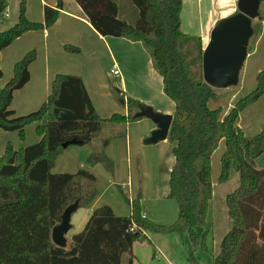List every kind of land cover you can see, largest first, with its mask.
Wrapping results in <instances>:
<instances>
[{
	"label": "trees",
	"instance_id": "obj_1",
	"mask_svg": "<svg viewBox=\"0 0 264 264\" xmlns=\"http://www.w3.org/2000/svg\"><path fill=\"white\" fill-rule=\"evenodd\" d=\"M25 1L21 2L16 25L6 31L0 29V54L24 34L53 26L62 9L61 3L55 8L45 6L44 22H32L26 16ZM75 1L99 34L141 42L151 52L165 94L175 104L168 137L173 144L174 165L167 198L176 202L178 216L171 225L150 223L138 202L126 199L130 216H118L110 206L103 205L72 237L68 249L53 243L52 229L61 222L64 210L77 200L80 208H87L98 194L96 177L87 170L75 174L53 172L58 157L66 150L63 145L72 141L75 144L69 147L88 144L104 121L127 123L136 119L137 115H132L135 108L142 111L147 106L119 93L129 115L115 113L102 119L82 78L57 74L52 93L42 107L18 116L11 106L14 93L30 81L29 68L37 58L31 51L15 64L14 76L3 88L0 62V129L17 132L26 139L25 128L36 124L39 138L19 150L9 145L0 156V264H124V255L136 242L146 239V232L187 236L195 248L209 253L207 241L213 231L207 219L213 198L212 155L221 142L225 152L219 180L225 183L237 173L240 185L226 198L232 228L211 264H264V168L256 163L264 153V130L247 138L238 125L241 113L264 93V71L258 76L256 90L223 116L221 108L209 106L217 93L203 79L202 38L181 30L183 0H130L137 11L131 20L121 18L123 0ZM8 5V0H0V18ZM89 161L113 170L103 152L91 155ZM126 264H133V259L130 257ZM189 264H198L193 255Z\"/></svg>",
	"mask_w": 264,
	"mask_h": 264
},
{
	"label": "crops",
	"instance_id": "obj_2",
	"mask_svg": "<svg viewBox=\"0 0 264 264\" xmlns=\"http://www.w3.org/2000/svg\"><path fill=\"white\" fill-rule=\"evenodd\" d=\"M8 2V9L3 18H5V22L9 23V21H13V19H17V17L19 19L20 4L22 0H8ZM58 3L62 4V9L60 10L58 19L53 26L40 31H33L24 34L0 54V62L5 55L6 60H11L13 61V64H16L29 52H37V58L29 68L30 81L24 88L14 93V103L13 106H11L12 109L15 108L16 98L18 103L23 105L21 110L29 107H36V105L46 97V84L50 81L51 77L55 78L57 74H73L82 78L96 112L101 113L102 115L107 114L108 111H115L117 113L119 109L115 107L116 105L111 99V95L106 90L104 80L102 76H100L103 66V68L111 70L110 73L112 77L118 79V84L121 89L119 90V93L123 94L126 99L136 100L141 105L150 108L152 107L155 112L161 114H174L175 104L166 96L162 76L155 70L153 59L143 43L134 42L125 38L103 36L99 34L90 23L83 9L75 0H26V16L32 22L43 23L44 7L49 6L55 8ZM18 19L14 23H17ZM14 23L12 24L13 26ZM13 26L9 27L11 28ZM0 29L1 31L8 30L1 28V26ZM201 38L205 48L208 44V40L204 37ZM66 46L78 47L81 51L80 55H70L66 51ZM86 57L89 62L86 61ZM73 58H76V61ZM112 70H118L119 75H114ZM36 81H39V83H36ZM31 88L34 89L35 92L26 98H23V94ZM233 107L234 103L227 111H225L223 116L227 115ZM210 108L212 107L210 106ZM14 111L18 116L27 115L19 113L18 109H15ZM133 111V114L137 115H135L136 119L122 124L104 123L101 130L93 137L90 143L81 146H72L64 150L58 157L53 172L70 173L68 171L71 168L77 169V172L82 169H87L89 172H95L98 165L92 167L90 163H88V159L95 153L104 152L106 157L113 164L112 171L114 172L115 177L120 179L123 161L127 163L128 169H130L131 162L132 160L134 162V158L136 157L135 154H133L134 151L138 153L137 150L141 149L144 145H149L146 144V140L151 136V132L156 129V125L152 120L146 117H138V114L141 111L140 108H135ZM121 113L125 116L129 115L127 111ZM147 120L149 121L147 122ZM137 126L140 127L136 128ZM34 127L36 128V124L27 126L26 140L21 148L38 142L39 138L33 129ZM121 127H123L125 133L123 135L125 142L121 139H116L118 136V130ZM3 131L4 130L1 131L0 129V156L4 154L9 142L14 145L15 143H18V137L15 135L9 136L7 133H1ZM112 136L115 140L109 139L108 141L107 138ZM170 171L171 169L167 173V188L160 187L158 184L153 187L151 193H154V202H164V200L168 199ZM94 175L96 177L98 194L94 202L85 209L89 210L91 214L97 208L103 205H108L114 210L116 215L128 217L126 216L127 214L117 212L115 209L116 207L117 209L119 208L118 211H121L123 210V205L119 204L121 202L117 199V194L112 191L114 186L113 182L108 181V186L104 189L103 186L100 185L99 180L100 178L105 177L101 176L98 172L94 173ZM235 175L238 174L233 173L230 179H233ZM216 181L217 180H214L212 169L213 198L209 205L208 221L211 204L213 200H217L218 198L216 190L220 184H224L220 182L219 178L218 182ZM127 184V187L131 184L130 173L129 183ZM115 185L118 184L116 183ZM160 221L158 220L157 223L161 224ZM211 226L213 231L208 238L207 243L208 245L210 244L212 249L214 246L211 254L215 257L220 252L221 242L225 236L218 241L215 237V225L211 224ZM221 229V231H224L225 235L231 230L230 226L226 223ZM165 236L166 237L164 238L170 241V243L174 244L176 241L178 242V234ZM179 237L183 238L181 236ZM142 241H150V244L153 245V256H156L157 253L161 254L156 239L153 238L152 241L148 234H146V239L136 242L133 245L132 250L124 255V264L127 263L130 257L133 259V264L142 263L143 258H141V251L143 248L145 250L147 248L142 247L144 244ZM137 244L140 245L137 246ZM141 247L142 249H140ZM147 250L149 249L147 248Z\"/></svg>",
	"mask_w": 264,
	"mask_h": 264
},
{
	"label": "rangeland",
	"instance_id": "obj_3",
	"mask_svg": "<svg viewBox=\"0 0 264 264\" xmlns=\"http://www.w3.org/2000/svg\"><path fill=\"white\" fill-rule=\"evenodd\" d=\"M120 6L121 12H123L122 15H124L121 16V18L124 17L128 20H131L132 15L137 14V11L132 6L130 0H123ZM236 12L237 0H183L181 12V30L185 34L204 37L209 42L211 31L215 27V25L220 20L230 17ZM259 14V17L252 21L253 36L251 37L249 42L248 57L242 68L240 74V82L238 86L231 87L229 89H215L217 97L216 99L210 101V106L212 108H221L222 115L225 113V111L228 110V108H230L233 103L235 106L238 100L248 96L256 90L258 86V76L262 71H264V0L261 1ZM4 19L5 18L3 17L0 18V26L1 28H4L6 30L10 28L9 26H13L12 24L16 22L18 17L17 19H13V21H9V23L5 22ZM15 24L16 23H14V25ZM67 52L73 56L80 55L81 53L80 49L78 52ZM148 53L151 56V52L149 50ZM73 59L76 61V58ZM86 61H88L87 57ZM14 66L15 64H13V61L6 60L4 55L1 60V69L4 73L3 79L1 81L2 88L5 87L7 83L11 80V78L14 76ZM196 69H199V65H197ZM110 71V69H105L102 66L100 72V76H102L104 80L106 90L111 95V99L116 105L115 107L119 109L117 113L120 112L119 114L121 115H123L121 112L127 111V113H129V108L127 107V104L124 105L123 103H121V96L119 94V90L121 89L118 84V79L112 77ZM53 78L54 77H51L50 81H48L46 84V97L39 104H37L36 107H29L24 110H21L23 108V105L21 103H18V100L16 98L15 108L13 109H18L19 113L24 114L39 110L42 105L48 100L49 96L52 93ZM37 82L39 83V81H36V83ZM34 92L35 90L31 88L23 94V98H26ZM110 112L111 111H108L107 114L104 115L98 112L97 114L102 119H109L113 114L116 113L115 111H112L111 113ZM148 121L149 120H147V122ZM104 123L111 122L106 120L103 122V124ZM238 125L240 126L247 138H254L264 130V93L257 100L250 103L248 107L241 113L238 119ZM138 127L140 126H137L136 128ZM33 129L36 132V128L34 127ZM26 132L27 127L25 128V137ZM1 133H7V135L9 136L15 135L16 137H18V143H15L14 145L13 143L9 142L6 146V149L10 145L13 149L19 150L26 140L23 139L17 132L3 131ZM124 134L125 133L123 127H121L118 130V136L116 139H121L125 142L123 136ZM109 139L115 140L113 136L107 138L108 141ZM172 149L173 144L170 142L169 139L155 145H144L141 149L137 150L138 153L134 151L133 154H135L136 157L134 156V162L131 159L132 162L130 169H128L127 163L123 161L120 179L118 177H115V174L111 170V168L103 163L90 164L92 167L98 165V171L96 170L95 172L91 173L94 174L98 172L101 176L108 178H100L99 180L100 185H102L104 189L106 188V186H108V181L113 182L114 186L112 188V191L117 194L116 197L121 202L119 204L123 205V210L121 211H118L119 208L117 209L115 207L117 212H122V214H127L126 216H130L131 207L126 199H129L131 201L134 200L138 202L139 206L141 207L142 215H145V218L150 223L158 224V220H161L160 222L162 225H171V223L173 224L176 221L178 216V207L176 202L172 199L164 200V202H154V193H151V191L153 190V187H155V185L157 184L160 187H168L167 173L170 169H172L174 165ZM224 152L225 144L224 142H221L219 147L212 155L213 177L214 180H217L216 182H218V178L220 177L222 167L221 159ZM89 162L90 161L88 159V163ZM256 163L258 165V168H264V153L257 159ZM76 170L77 169L71 168L68 172L73 174L77 172ZM129 173L131 175V184L129 187H127V183H129ZM116 183L118 185H115ZM239 185L240 177L239 175H235L233 179H230L224 184H220V186L216 190V192L218 193V198L217 200H213L211 204L209 222L215 225V237L218 241H220V239L225 236L224 231H221V228L224 227L225 223L228 224L230 228H232L231 221L228 215L226 197L233 191H235L239 187ZM91 215L92 213L90 214L89 210L85 208L78 209L72 215V229L66 236L68 240L67 249L72 243V237L84 229ZM146 234H148L149 238L152 241L153 238L156 239V243L159 247V251L161 252V254L157 253L156 256H153V245L150 244V241H142V243H144L142 247H147L149 250H147V248L146 250L143 248V250L141 251V258H143L141 264H189L191 255L195 257L198 264H211L213 262V255L211 254V251L214 249V246L212 249V247L210 246V244L208 245V243L207 247L210 251L209 253L201 247L195 248L187 236L184 238H180L179 236H177L178 242L176 241L173 244L170 243V241L166 240V238H164L166 236L163 234L150 232H146ZM139 245L140 244H137V246ZM142 247L140 249H142Z\"/></svg>",
	"mask_w": 264,
	"mask_h": 264
},
{
	"label": "water",
	"instance_id": "obj_4",
	"mask_svg": "<svg viewBox=\"0 0 264 264\" xmlns=\"http://www.w3.org/2000/svg\"><path fill=\"white\" fill-rule=\"evenodd\" d=\"M261 0H237V12L220 20L211 31L210 39L203 51V79L214 89H229L238 86L240 74L248 57V46L253 36L252 21L259 17ZM138 117H146L154 122L156 129L146 140V144H157L168 139L173 115L155 112L145 107ZM75 142L63 145L67 149ZM80 209L77 200L68 206L61 222L56 224L51 233L53 243L61 248L68 247L66 238L72 229V215Z\"/></svg>",
	"mask_w": 264,
	"mask_h": 264
},
{
	"label": "built area",
	"instance_id": "obj_5",
	"mask_svg": "<svg viewBox=\"0 0 264 264\" xmlns=\"http://www.w3.org/2000/svg\"><path fill=\"white\" fill-rule=\"evenodd\" d=\"M112 73L114 74V75H119V71L118 70H112Z\"/></svg>",
	"mask_w": 264,
	"mask_h": 264
}]
</instances>
